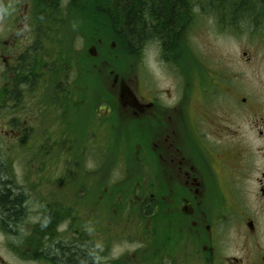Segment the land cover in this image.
<instances>
[{"label": "flooded vegetation", "instance_id": "obj_1", "mask_svg": "<svg viewBox=\"0 0 264 264\" xmlns=\"http://www.w3.org/2000/svg\"><path fill=\"white\" fill-rule=\"evenodd\" d=\"M31 1L0 3V33L6 36L0 40V171L10 196L20 201L14 216L0 211V264H65L64 251L89 264H264V236L257 231L264 221V114L245 110L247 122L240 121L238 107L196 111L183 105L187 95L167 105L152 91L138 96L131 88L121 105L97 98L90 106L95 114L82 151L73 157L68 149L59 151L53 118L44 128L48 135H39V123L18 114L27 95L37 93L42 96L32 106H60L53 57L32 22L37 11ZM145 3L151 31L152 8L161 4ZM176 7L182 11L177 20L184 7ZM162 20L160 29L168 26ZM179 20L171 35L180 48L189 40L178 34L188 19ZM160 37L147 42L162 45ZM42 63L49 72L39 71ZM101 107L120 108V120L146 135L144 150L138 141L123 167L94 142L93 127L102 132L108 123L114 137L125 128L119 117L101 119ZM17 148L28 151L12 158Z\"/></svg>", "mask_w": 264, "mask_h": 264}, {"label": "rangeland", "instance_id": "obj_2", "mask_svg": "<svg viewBox=\"0 0 264 264\" xmlns=\"http://www.w3.org/2000/svg\"><path fill=\"white\" fill-rule=\"evenodd\" d=\"M66 1L61 0V3L64 5ZM2 2H7V0H0V3ZM187 3H189L190 9L188 13H191L192 17L190 15L187 22L178 31V34L182 36L188 34L189 44L187 37L182 41L184 51H187V54L184 52L185 57H179L175 60L172 58L174 56L172 54L179 52V47L174 44L176 41L175 36L170 33L168 39L164 38L165 43L162 45H154L151 40L148 42L146 40L140 45L138 57L132 58L131 62L127 59L123 60V65L120 67L112 66L111 59L117 60L118 57H113L114 59L104 58V52L106 47L114 51L116 43L110 38V32H104L102 37L105 39L103 43H106V47L103 46L100 50L95 47L96 50L94 49L93 54L95 58L93 59L103 58L107 60L113 70L120 71L121 77H125L123 82L133 88L138 96L146 95V93L148 95L152 91L154 96H159L163 103L169 105L175 102L178 97L187 95L184 96L187 98L183 104L185 107L188 106L196 111H199L201 107H211V109L214 108L219 111L217 114L238 107L239 116L237 119L240 121H246L243 114L245 110H250V112L253 110L260 115L264 114V19L262 17L256 18V14L241 17L234 16L235 23L231 24L217 16L215 7L221 6L224 11L223 15L229 17L227 13L230 12L233 5H237V7L242 5L240 0H194L193 5L190 2ZM62 18L64 20L59 24L58 31L55 29L52 32L45 27L40 32L42 38L45 39V52H49L53 57V71L56 77L54 95L56 104H60V106L54 108L32 106L33 103L37 102L32 99H35L37 95L42 96L41 93H37L36 95H27L24 107L19 113L16 107H11L7 111L4 110V107L1 109L8 114L12 113L13 116L18 113L22 119L37 121L39 123V135H48V131L44 128L48 126V122L53 118V121L56 122L54 134L60 136L58 139L60 150H58L65 152L68 149L73 157L77 152L82 151L87 145V141L90 140V134L86 135V133L89 130V121L94 119L93 115L95 113L93 107L85 106L87 101L88 105L95 102L96 98L100 96V92L99 89H92V87L88 92H83L79 86V80L74 81L77 75L76 70L72 71L74 74L69 82H65L66 85L60 83L62 80L59 79L62 73H64V78H67L71 73L70 61L76 62L78 60L77 57L73 56H78V50L82 51L81 46L86 45L84 39L83 41L78 39L83 30L80 25L81 17L78 15H62ZM163 21L159 20V22ZM17 22L20 23L21 20L19 19L15 24ZM32 22L36 23L35 20ZM191 23L193 25L192 29L188 27V24ZM47 33L55 35V39L66 42V45L53 44V40L48 38ZM125 34L124 32L123 35ZM95 37L98 36L95 35ZM4 38H6L5 34L0 33V40L3 41ZM180 47L182 48V45ZM85 50L87 49L85 48ZM113 54L117 55L115 51ZM96 55L98 56L96 57ZM83 60V68H86V59ZM124 65L125 67H123ZM39 68L41 73L49 72L48 64L44 66L42 63ZM113 75L114 73L111 70H106L101 85L112 88ZM117 75L119 76L118 73ZM42 77L46 79L47 75H42ZM137 77L139 82L136 80ZM116 87L111 89L115 94L116 90L119 91V84ZM64 88H67V92H64ZM60 94L63 96L62 99L59 96ZM86 95L87 97H85ZM48 96L49 94L43 96L44 101L42 103H47L45 97ZM107 97L106 99L103 97V102L107 101ZM114 99L117 101L115 105H118V98L114 96ZM80 105L81 107H79ZM113 108L114 112L109 113L101 107L100 113L103 114L101 119L115 121L121 112H119L120 108ZM247 114L249 115V113ZM119 121H121L120 117ZM121 122L128 130V132L125 130L128 136L122 138L120 136L123 128L118 131L114 139V134L106 126L109 125L108 123L105 124L102 132L97 131L95 127L92 129L95 133L94 142L103 145V149L100 148L98 151L103 152L104 150L106 157L116 154L119 167H123L128 163L125 153L133 152L138 141L142 143L143 151L147 141L146 135L140 132L141 129L139 130L131 125L127 126L125 119ZM246 122L242 123V130L246 128ZM246 135L249 139L252 134L247 131ZM26 151L28 150L17 148L11 151V156L15 158L21 152ZM12 167L18 168L16 164ZM257 231L264 236V221L257 225Z\"/></svg>", "mask_w": 264, "mask_h": 264}, {"label": "trees", "instance_id": "obj_3", "mask_svg": "<svg viewBox=\"0 0 264 264\" xmlns=\"http://www.w3.org/2000/svg\"><path fill=\"white\" fill-rule=\"evenodd\" d=\"M188 1L191 0H159L161 6H159L158 9L152 8L151 14L156 19V26H151V31L146 29L148 22H151L147 14L148 7L145 3L146 0H67L64 5L61 3V0H32L33 10L37 11L34 14L33 20L39 25L40 32L43 31L45 27L49 28L47 30L53 32L55 29L58 31L59 24L63 22L64 19L62 15H78L81 17L80 25L83 30L79 34L80 37L78 39L79 41H83L84 39L86 45L83 47L81 46L82 51L78 50V56H73L77 57L78 60H76V62L70 61V75L64 78V73H62L59 80L69 82L74 74L72 71L76 70L77 75L74 81L76 82V79L79 80V86L83 92H88L91 87L92 89L97 88L100 92V96L98 97L102 98L103 101V97L106 99V96H108L106 103L112 105L117 104V101L111 93L113 90L108 86L104 87L101 85V82L104 80V74L106 70H111L114 74L118 73L119 78L125 77H121L120 71L116 72L113 70L107 60L103 58L94 60L93 51H89L87 47L93 45L98 50L103 46L106 47V43H103L105 39L102 36H104V32H110V38L116 43L114 51L117 55L113 54V50L106 47L104 58L109 57L110 59L117 56V60L111 59V65L118 67L123 65V60L127 59L131 62L132 58L134 59L140 54V45L150 38L151 35L156 36L157 34L168 39L167 37L169 34L174 31L173 25L179 19L181 22L182 16L183 19H188V17L192 15L188 13ZM153 2L157 3V0H153ZM240 2L242 3L241 6L237 7V5H233L231 7L230 12L227 13L229 17L223 15L224 11L221 6L215 7L214 9L220 19H224L231 24L235 23L234 16L241 17L256 14V18L262 17L264 19V0H240ZM177 4L183 5L184 12L183 15L177 17L176 20L178 12H182L181 9L176 7ZM162 16L165 20L167 19L168 26L165 25L160 29L159 20L161 21ZM124 32L126 33L125 35H123ZM95 35L98 37H95ZM47 36L50 40H53V44L58 43L66 45V42L58 40L57 38L55 39V35L47 33ZM161 37L160 39H162ZM68 45L71 46L69 43ZM85 48L87 50H85ZM184 52V45L182 44V49L172 55L185 57L187 51ZM97 56L98 55H96V57ZM83 59H86V68H83ZM123 67H125V65ZM85 97H87V95ZM1 177L2 172L0 171V211L12 217L16 214L17 208L20 206V201L17 197L10 196ZM63 253V261L65 264H89V260L85 256H78L65 251Z\"/></svg>", "mask_w": 264, "mask_h": 264}]
</instances>
